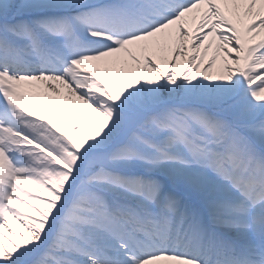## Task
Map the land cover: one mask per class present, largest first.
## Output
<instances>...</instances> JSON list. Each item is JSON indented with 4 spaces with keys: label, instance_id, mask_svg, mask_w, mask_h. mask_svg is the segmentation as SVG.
I'll use <instances>...</instances> for the list:
<instances>
[{
    "label": "snow or ice",
    "instance_id": "6c2138e0",
    "mask_svg": "<svg viewBox=\"0 0 264 264\" xmlns=\"http://www.w3.org/2000/svg\"><path fill=\"white\" fill-rule=\"evenodd\" d=\"M0 264H264V0H0Z\"/></svg>",
    "mask_w": 264,
    "mask_h": 264
}]
</instances>
